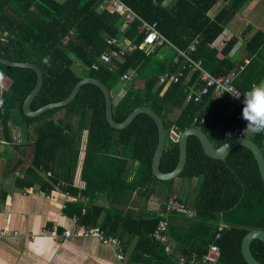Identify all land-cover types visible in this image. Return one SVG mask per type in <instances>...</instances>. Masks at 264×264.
<instances>
[{
    "label": "trees",
    "instance_id": "trees-1",
    "mask_svg": "<svg viewBox=\"0 0 264 264\" xmlns=\"http://www.w3.org/2000/svg\"><path fill=\"white\" fill-rule=\"evenodd\" d=\"M121 1L143 19L158 23L159 31L169 41L164 45L170 48V55L164 60L157 58L158 46L153 50L136 49L114 59L113 66L99 62L107 48L106 36L116 35L137 43L144 37L138 20L121 33L123 18L106 8L107 0H0V55L13 61L33 62L43 71V84L31 108L66 98L82 77L93 76L111 91L113 118L117 122H122L135 107L149 105L161 115L168 133L173 125L182 129L196 125L216 147L226 142L236 127L243 128L241 107L231 105L223 96L210 92L199 101L189 98L191 84L198 83L199 73L191 70L186 55L180 51L195 60L202 59L203 66L214 75L233 73L234 83L244 93L252 84L264 81L263 30H257L248 42V62L231 54L237 43L233 35L216 43L230 20L250 0H224L226 4L214 17L208 12L218 0H176L171 6L164 5V0ZM71 30L70 40L64 43ZM250 30L247 28L245 33ZM195 40V49L190 50ZM94 63L100 64L98 69L92 67ZM126 71H132V75L124 81L122 74ZM179 71L182 75L178 81L159 83L164 72L171 75ZM0 72L11 79L7 89L0 85V120L12 117L16 124L36 125L34 167L29 172L36 168L50 170L55 177L43 180L42 187L51 188V181L63 179V190L72 195L78 190L73 179L86 130L81 170L85 187L81 192L91 199L104 194L110 207L92 204L81 214L82 205L76 203L78 207L70 213L78 215L79 222L99 225L108 234H114L113 226L122 217L125 229L138 237L142 249L138 258L144 264H172V254L150 235L161 218L159 212L136 217L120 207L132 202L136 191L148 189L153 183L166 187H162L165 194L159 192L164 199L160 210L174 193L175 178L161 180L152 171L159 139L154 119L141 112L125 127H112L106 118L104 94L93 83L83 84L66 105L30 117L25 115L23 103L36 84V72L1 62ZM121 88L125 91L120 95ZM176 111L178 114L171 119ZM196 116L204 121L195 122ZM243 135L252 138L264 153V133ZM179 155L178 142L167 140L160 170H173ZM178 177L196 179L197 184L190 203L178 194L192 214L174 212L170 217L168 234L177 241L175 251L189 259L201 258L209 244L216 243L221 249V264H248L241 251L242 239L252 228L264 229V182L253 152L237 145L225 159L212 158L199 138L190 135L187 160ZM221 223L225 227L217 236ZM250 246L254 256L264 263V241L253 239Z\"/></svg>",
    "mask_w": 264,
    "mask_h": 264
},
{
    "label": "crops",
    "instance_id": "crops-1",
    "mask_svg": "<svg viewBox=\"0 0 264 264\" xmlns=\"http://www.w3.org/2000/svg\"><path fill=\"white\" fill-rule=\"evenodd\" d=\"M175 1L164 0L163 4L171 6ZM225 4L226 1L218 0L208 12L209 15L214 17ZM262 9L264 10V0H250L230 20L216 43L225 36L233 35L237 38V43L231 54L240 61L248 62L247 45L250 38L257 30L264 31ZM249 27L251 30L246 34L245 31ZM169 55L170 48L165 45L161 46L157 52V58L160 60H164ZM75 68L80 70L78 64ZM189 77L190 75L186 80ZM10 84L11 79L0 72L1 87L7 89ZM194 85L195 83L191 84V87ZM177 114L178 111L172 115L171 119ZM12 119L10 117L0 120V227L18 231V234L17 236L7 235L0 239V264H120L117 258L119 251L125 255L122 264H144L138 258L142 253L138 237L125 229L122 217L113 226L116 229L114 234H111L120 239L119 248L103 243L93 236L75 234L77 223L72 218L74 213L70 212L72 208L78 207L76 203L82 205L81 214H85L92 204L110 207L104 194L99 193L91 199L81 192L85 187L81 170L87 131L85 130L83 134L80 157L73 179V185L78 190L67 197L63 189L56 188L58 180L50 182L51 188L42 187L43 180L55 178L53 175L47 177L46 170H36L35 166V171L29 172L34 167V138L36 137L34 126L36 125H19ZM170 132L168 140L171 139ZM196 184V179L186 180L177 177L173 183V189L183 200L190 203L195 194ZM162 187L166 188L153 183L148 189L138 190L133 194L132 202L120 207L126 211H132L136 217L145 213L159 212L163 201L159 192L166 193ZM89 203L91 205H88ZM104 216L105 211L102 212L101 219ZM101 219L99 221H102ZM53 231L55 234H52ZM65 231L72 234L65 236ZM168 235L169 243L175 251L177 241L170 234Z\"/></svg>",
    "mask_w": 264,
    "mask_h": 264
},
{
    "label": "built area",
    "instance_id": "built-area-1",
    "mask_svg": "<svg viewBox=\"0 0 264 264\" xmlns=\"http://www.w3.org/2000/svg\"><path fill=\"white\" fill-rule=\"evenodd\" d=\"M106 8L110 12L119 13L122 18V24L119 27V31L122 33L124 32L127 27L138 20L139 23V32L144 35L143 39L140 42H134L126 39H122L119 36L108 35L106 36V44L107 48L103 51L99 57V62L103 64H110L113 66L114 59H120L125 54L131 53L136 49L141 50H148L154 49L158 46H163L165 43H169L168 39L159 31L158 23L156 21L149 22L143 19L132 7L127 5L126 3L122 2L121 0H107ZM73 34V30L69 32L63 39L64 43H67L71 35ZM197 40H195L190 46V50L195 49V44ZM187 57L188 66L191 68L192 71H198V83L191 87V91L189 94V98L193 97L195 101H199L202 96L213 92L215 95H221L224 97L225 101L230 103L235 107L243 108L242 101L244 100L243 95L244 93L240 90L233 81V73L229 75H214L208 69L203 66L202 59H193L189 57L183 51H180ZM99 63H94L93 68L98 69ZM110 66V67H112ZM131 73L126 71L122 74V80L127 81L131 78ZM182 75V71H179L174 74H169V72H164L160 75L159 83L164 84L171 81H178L179 77ZM230 92H225V91ZM124 88L119 90V94L121 95L124 93ZM234 95H239V98H236ZM242 116V113H241ZM194 121L203 122L204 118L199 119L197 116L194 117ZM244 126L243 128L236 127L231 133L230 136H237L243 135L244 132H249L246 130L247 122L243 119ZM47 177H51L53 175L52 171H47L45 174ZM66 187V182L64 180H58L56 183L57 189H63ZM64 194L67 197L72 196L69 190H63ZM174 212H188L190 215L192 214L191 210H188L183 202L180 200L177 193H172L169 197L164 201V208L159 211L161 218L159 219L157 226L151 233V236L158 241H161L165 245V250L172 254V264H221L220 263V256H221V249L219 245L216 243H210L208 246L207 251L202 255L201 258L193 257L188 258L186 255L182 253H176L170 243H169V235L167 233L169 225H170V217ZM73 220L77 223V231L76 235H88L98 238L103 243H109L113 245L115 248H119L121 246V241L118 237L108 234L106 230L103 228L96 226V225H87L85 223L79 222V216L73 215ZM225 227L224 223L219 224L218 226V233L217 236H220V231ZM18 231H11L9 229H5L0 227V239L7 236V235H16ZM55 234V231L52 232ZM72 233L69 231H65L64 235L69 236ZM120 250V249H118ZM117 258L119 263L122 264L125 255L121 251L117 253Z\"/></svg>",
    "mask_w": 264,
    "mask_h": 264
},
{
    "label": "water",
    "instance_id": "water-1",
    "mask_svg": "<svg viewBox=\"0 0 264 264\" xmlns=\"http://www.w3.org/2000/svg\"><path fill=\"white\" fill-rule=\"evenodd\" d=\"M0 62L3 64L11 65V66H18V67H27L34 70L37 74V80L34 88L31 90V92L27 95V97L24 100L23 103V111L25 115L30 117H36L41 115L44 111L48 109H52L55 107L64 106L67 103H69L78 93L80 90V87L85 83H93L97 85L103 92L105 97V104H106V118L110 125L114 128H123L126 125H128L134 117L141 112L147 113L150 115L154 121L157 124L158 132H159V139L158 144L153 156L152 160V171L155 177L161 180H171L174 178H177L180 173L182 172L186 160H187V145H188V137L190 135H195L199 138L202 147L207 155H209L212 158L216 159H225L229 152L237 145H243L249 148L257 160L259 171L262 177V180L264 182V153L261 147L249 136L245 135H237V136H231L226 142H224L222 145L216 147L209 136L205 133V131L196 125L187 127L185 129H182V127H179L177 125H173L170 132V137L172 140L177 141L179 144L180 149V155H179V161L175 168L168 172H163L160 170V161L162 158V155L165 150V146L168 140V132L164 125V121L161 117V115L152 107L149 105H141L138 107H135L122 122H117L113 118V100L111 96V91L109 88L102 82L99 78L93 77V76H84L82 77L73 87L70 94L59 101L49 102L47 104H44L43 106L33 110L31 108V103L33 99L37 96L39 93L42 84H43V71L42 69L35 63L30 61H13L9 60L7 58H4L0 55ZM253 239H260L264 241V229L263 228H252L250 229L245 236L242 239L241 244V251L243 254V257L245 261L248 264H264L260 260H258L254 254L251 251V241Z\"/></svg>",
    "mask_w": 264,
    "mask_h": 264
},
{
    "label": "clouds",
    "instance_id": "clouds-1",
    "mask_svg": "<svg viewBox=\"0 0 264 264\" xmlns=\"http://www.w3.org/2000/svg\"><path fill=\"white\" fill-rule=\"evenodd\" d=\"M243 97L242 118L247 122L246 130L254 135L264 133V81L252 84Z\"/></svg>",
    "mask_w": 264,
    "mask_h": 264
},
{
    "label": "rangeland",
    "instance_id": "rangeland-1",
    "mask_svg": "<svg viewBox=\"0 0 264 264\" xmlns=\"http://www.w3.org/2000/svg\"><path fill=\"white\" fill-rule=\"evenodd\" d=\"M262 12L264 13V10L262 9ZM77 69V68H76ZM183 196H185V195H183ZM162 200H164V199H162Z\"/></svg>",
    "mask_w": 264,
    "mask_h": 264
}]
</instances>
